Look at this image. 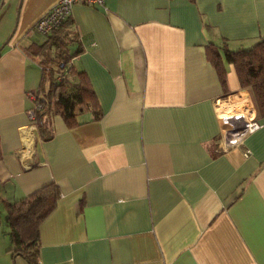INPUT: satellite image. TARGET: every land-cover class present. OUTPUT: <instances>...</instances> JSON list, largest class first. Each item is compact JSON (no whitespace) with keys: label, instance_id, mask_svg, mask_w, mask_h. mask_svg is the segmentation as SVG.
<instances>
[{"label":"crops","instance_id":"0c3cea01","mask_svg":"<svg viewBox=\"0 0 264 264\" xmlns=\"http://www.w3.org/2000/svg\"><path fill=\"white\" fill-rule=\"evenodd\" d=\"M59 1L0 0V214L57 187L38 264H264V118L224 145L221 104L251 95L220 50L223 91L208 49L264 38V0L75 5L70 73L87 75L100 112L71 127L48 114L44 139L25 49L45 41L34 25Z\"/></svg>","mask_w":264,"mask_h":264},{"label":"trees","instance_id":"16d2710c","mask_svg":"<svg viewBox=\"0 0 264 264\" xmlns=\"http://www.w3.org/2000/svg\"><path fill=\"white\" fill-rule=\"evenodd\" d=\"M68 18L59 29L45 33L46 39L42 44L25 49L41 73L40 84L33 92V101L43 104L42 109L36 112L35 120L38 132L44 139L48 138V126L43 118L48 114L60 115L69 127L75 124L77 115L83 112H91L95 117L99 115V108H95L97 98L87 75L70 73L69 60L80 52V47L70 51L69 46L76 39L66 31ZM208 49L210 62L218 72L223 91H227L226 72L218 58L217 51L220 50L224 52V60L234 66L240 88L250 93L259 118H264V38L246 49L230 50L225 45L215 43H210ZM58 74L62 76L59 77L62 81L57 82ZM57 197V187L49 184L25 199L4 206L10 242L14 245L11 248L12 258L21 255L28 261L27 264H38L39 226L55 207Z\"/></svg>","mask_w":264,"mask_h":264},{"label":"built area","instance_id":"2783aa9c","mask_svg":"<svg viewBox=\"0 0 264 264\" xmlns=\"http://www.w3.org/2000/svg\"><path fill=\"white\" fill-rule=\"evenodd\" d=\"M75 5L103 7V0H60L53 8H51L45 15L36 21V29L44 34L51 30L59 29L70 15L71 10ZM36 105L35 110L31 111L30 113L31 117L33 118H35V111L39 110V106ZM240 119L242 120V118ZM220 121L223 125L222 135L223 137L225 136L226 146L238 145L241 143L244 135L254 131L259 127V123L256 122L253 117L243 121L242 124H236V121L232 120L231 118H220ZM228 143L229 145H227Z\"/></svg>","mask_w":264,"mask_h":264},{"label":"rangeland","instance_id":"374dc122","mask_svg":"<svg viewBox=\"0 0 264 264\" xmlns=\"http://www.w3.org/2000/svg\"><path fill=\"white\" fill-rule=\"evenodd\" d=\"M103 7H105L104 0H103ZM247 48H250V47H247ZM239 49H243V48H239ZM69 61H71V59ZM33 80H34L35 88H38L40 84V72L37 68L35 69V72L33 74ZM246 94L247 93H245V95L240 98L235 96V98L232 97L231 99L229 98V99L224 100L219 108L220 116H223L224 119H230V118L232 119V115L237 114V113L239 114L243 113L242 117H238V118L235 117V119H232V120L236 121L235 122L236 124H242L243 121L248 120L253 117V119L256 122H258L259 116H258L256 107L253 103L252 98L251 97L249 98V96H247ZM32 97L34 96L32 95ZM249 103L251 104V106ZM246 110L248 111L246 112ZM250 111H252L251 112L252 114L250 113ZM240 118H242V120ZM225 140L226 139L224 136L223 143L226 146ZM227 145H229V143ZM0 208H1V205H0ZM6 217H7V214L5 213L0 214V264H25V263L27 264L28 261L25 260L21 255H17L15 256V258H12L13 256H12L11 248H14V245L11 244L10 242V232H9L10 230L7 226V219H5ZM32 258H34V255Z\"/></svg>","mask_w":264,"mask_h":264},{"label":"flooded vegetation","instance_id":"af4514ba","mask_svg":"<svg viewBox=\"0 0 264 264\" xmlns=\"http://www.w3.org/2000/svg\"><path fill=\"white\" fill-rule=\"evenodd\" d=\"M33 100H34V99H33ZM35 101H36V100H35ZM36 104H37L36 106H39V108H38V109H39V110H41V109H42V107H43V104H42V103H40V102H37V101H36ZM39 110H37V111H39Z\"/></svg>","mask_w":264,"mask_h":264},{"label":"water","instance_id":"95a60500","mask_svg":"<svg viewBox=\"0 0 264 264\" xmlns=\"http://www.w3.org/2000/svg\"><path fill=\"white\" fill-rule=\"evenodd\" d=\"M6 43H7V41H6ZM6 43H5V44H6ZM0 50H1V49H0ZM7 218H8V217H6L5 219H7Z\"/></svg>","mask_w":264,"mask_h":264}]
</instances>
